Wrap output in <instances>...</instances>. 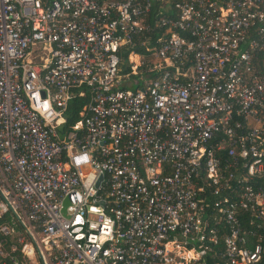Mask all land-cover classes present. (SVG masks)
I'll return each instance as SVG.
<instances>
[{"label": "built area", "instance_id": "built-area-1", "mask_svg": "<svg viewBox=\"0 0 264 264\" xmlns=\"http://www.w3.org/2000/svg\"><path fill=\"white\" fill-rule=\"evenodd\" d=\"M262 242L264 0H0V264H259Z\"/></svg>", "mask_w": 264, "mask_h": 264}, {"label": "trees", "instance_id": "trees-1", "mask_svg": "<svg viewBox=\"0 0 264 264\" xmlns=\"http://www.w3.org/2000/svg\"><path fill=\"white\" fill-rule=\"evenodd\" d=\"M171 2V1H170ZM87 103V97H75L71 101H69L64 116H65V124L63 129H68L73 126L78 121V114L81 111V108ZM263 246V254L262 259L259 264H264V242H262ZM206 264H216V259L212 258L209 255H206L205 259Z\"/></svg>", "mask_w": 264, "mask_h": 264}, {"label": "water", "instance_id": "water-1", "mask_svg": "<svg viewBox=\"0 0 264 264\" xmlns=\"http://www.w3.org/2000/svg\"><path fill=\"white\" fill-rule=\"evenodd\" d=\"M68 202H67V198H64L62 203H61V214L64 215L65 214V207L67 206Z\"/></svg>", "mask_w": 264, "mask_h": 264}]
</instances>
